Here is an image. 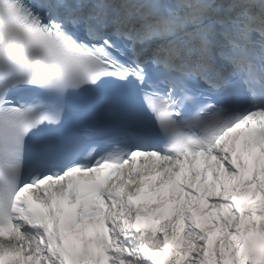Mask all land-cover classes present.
<instances>
[{
  "label": "snow or ice",
  "instance_id": "snow-or-ice-1",
  "mask_svg": "<svg viewBox=\"0 0 264 264\" xmlns=\"http://www.w3.org/2000/svg\"><path fill=\"white\" fill-rule=\"evenodd\" d=\"M0 264H264V0H0Z\"/></svg>",
  "mask_w": 264,
  "mask_h": 264
}]
</instances>
